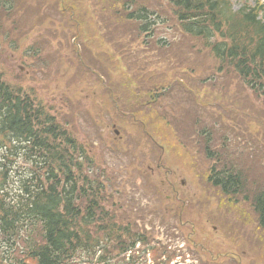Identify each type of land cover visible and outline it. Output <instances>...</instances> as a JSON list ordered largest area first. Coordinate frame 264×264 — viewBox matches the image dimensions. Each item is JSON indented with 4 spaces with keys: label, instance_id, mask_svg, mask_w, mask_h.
Listing matches in <instances>:
<instances>
[{
    "label": "rangeland",
    "instance_id": "obj_1",
    "mask_svg": "<svg viewBox=\"0 0 264 264\" xmlns=\"http://www.w3.org/2000/svg\"><path fill=\"white\" fill-rule=\"evenodd\" d=\"M228 1L233 10L264 4ZM118 2L14 0V8L0 17L2 79L43 105L85 148L88 162L71 155L90 178L100 174V183L106 184L101 192L113 196L102 205L121 224L148 233L160 249L189 248L202 264H264V229L250 202L240 196L232 201L207 180L211 165L219 168L230 161L228 147L241 139L253 147L247 156L252 163L243 159L249 174L250 165L264 173V165L252 158L260 156L253 143L264 144V119H259L264 98L255 97L227 69L216 72L213 54L181 33L162 0L151 6L168 23L155 22L151 35L123 25ZM190 80L196 86H184ZM156 89L159 97L153 98ZM218 96L226 101L222 115L214 110L207 115L209 99L217 107ZM202 127L212 144L215 140L218 161L202 150ZM161 154L164 168L158 170L153 156ZM7 168L10 195H17L30 165L19 158ZM260 175L261 181L248 177L246 192L264 188ZM110 176L114 180L109 182ZM189 256L182 264H196Z\"/></svg>",
    "mask_w": 264,
    "mask_h": 264
},
{
    "label": "trees",
    "instance_id": "obj_2",
    "mask_svg": "<svg viewBox=\"0 0 264 264\" xmlns=\"http://www.w3.org/2000/svg\"><path fill=\"white\" fill-rule=\"evenodd\" d=\"M152 1L119 0L123 25H136L138 32L151 35L155 22L168 23L167 16L151 6ZM162 1L167 10L171 7L170 14L181 33L213 54L218 62L216 72L227 69L255 97L264 98V4L256 1L255 5L243 4L233 10L228 0ZM14 5V0H0V17H6ZM25 5L29 7V3ZM171 15L169 21L173 22ZM185 85L196 86L193 80ZM154 92L153 98L159 97L158 89ZM218 97L214 99L217 107L209 99L207 115L214 111L222 115L226 101ZM237 102L243 103L240 99ZM196 105L201 107L197 102ZM262 116L260 121L264 119ZM203 127L202 150L208 159L218 161L212 148L215 140L212 144ZM256 141L253 144L261 157L255 154L252 158L263 166L264 144ZM252 148L247 139L234 142L228 147L230 161L219 168L213 163L207 180L232 201L239 196L249 201L258 225L264 229V188L251 194L246 192L248 177L255 180L257 176L261 181L260 174H264L253 167L256 172L252 175L251 165L249 174L245 167L246 161L251 162L247 156ZM86 152L65 128L56 124L55 117L43 105L36 104L20 87L10 86L0 74V264H93L95 254H98L96 264H117L109 260L125 256L127 251L128 257L136 260L133 254L136 243L144 254L150 252L154 264L170 259L169 251L155 246L157 243L152 242L148 233L121 224L114 212L105 209L102 202H111L113 196L101 192L106 184L100 183V174L91 173L93 179L90 178L84 173L82 162L71 155L79 154L88 162ZM19 158L30 165L27 172L30 176L23 175L17 195H10L6 164ZM111 178L114 180V176H110L109 182ZM161 255L167 256L166 259L157 261Z\"/></svg>",
    "mask_w": 264,
    "mask_h": 264
},
{
    "label": "flooded vegetation",
    "instance_id": "obj_3",
    "mask_svg": "<svg viewBox=\"0 0 264 264\" xmlns=\"http://www.w3.org/2000/svg\"><path fill=\"white\" fill-rule=\"evenodd\" d=\"M156 167L158 168V167H159V165L157 164V165H156Z\"/></svg>",
    "mask_w": 264,
    "mask_h": 264
}]
</instances>
